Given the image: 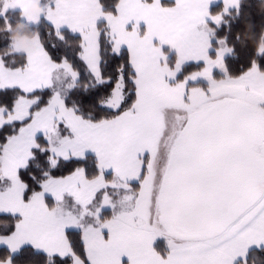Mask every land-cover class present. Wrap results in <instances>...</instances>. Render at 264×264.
<instances>
[{
    "label": "snow or ice",
    "instance_id": "1",
    "mask_svg": "<svg viewBox=\"0 0 264 264\" xmlns=\"http://www.w3.org/2000/svg\"><path fill=\"white\" fill-rule=\"evenodd\" d=\"M31 3L0 0L9 32L8 11ZM214 4L47 0L22 17L79 43L74 60L39 37L15 67L0 59L3 264L26 246L47 264H264V69L252 59L228 74L217 29L240 0ZM75 61L107 115H85L54 87L60 72L76 87ZM37 157L48 162L40 178Z\"/></svg>",
    "mask_w": 264,
    "mask_h": 264
},
{
    "label": "trees",
    "instance_id": "2",
    "mask_svg": "<svg viewBox=\"0 0 264 264\" xmlns=\"http://www.w3.org/2000/svg\"><path fill=\"white\" fill-rule=\"evenodd\" d=\"M164 2L171 3L169 0H164ZM45 3H47V0H40L41 6ZM111 3L112 0H105L106 7L109 9L111 8ZM222 6L221 3L214 4L212 12L219 11ZM7 16L10 20L11 31L7 30L8 25H4L0 21V59H3L9 67H15L21 63L24 56L23 54L12 52L11 45L14 41L12 37L17 34L27 38L39 37L45 45L49 47L55 45L70 60H74V53L78 48L79 41L73 35L65 33V38L61 41L51 29V26L45 21L28 24L19 11L12 9L8 11ZM100 27L103 28V25H100ZM217 38L224 39L226 46L232 48L231 54L224 57L225 67L229 75H239L248 68L252 59H256L259 67L264 69V54L259 57L255 56L257 50L264 46V0H240L238 14L235 9H231L229 14L224 16L223 22L217 29ZM75 67L80 71V78L74 89H64L61 92L65 94L66 103L69 106L81 109L85 115L91 113L94 119L107 115L99 106L104 99L102 92L92 88V81L82 63L75 61ZM198 67L195 64L185 66L184 73L195 71ZM213 76L219 79L223 77V74L214 70ZM197 83L201 87H206L203 82ZM14 94L15 90H9L4 93V101L8 102ZM11 131L10 127L6 128L3 134L7 135ZM29 166L37 178H40L42 172L48 170L47 160L39 157L30 161ZM64 171V169H56L53 170V174L62 175ZM11 222L10 219L8 223ZM4 226L3 223H0V230ZM155 246L157 250H162L164 242L158 241ZM4 259V256H0V262H3ZM14 264H47V261L43 253L30 247H25L14 258Z\"/></svg>",
    "mask_w": 264,
    "mask_h": 264
},
{
    "label": "crops",
    "instance_id": "3",
    "mask_svg": "<svg viewBox=\"0 0 264 264\" xmlns=\"http://www.w3.org/2000/svg\"><path fill=\"white\" fill-rule=\"evenodd\" d=\"M218 3H220V2H218ZM33 5H35V7L37 9L43 7V6L40 5V0H32L31 6L29 7L27 13L22 14L19 10H17V11H19L21 13L22 17H25L27 14H30L32 12L30 10L32 9ZM23 19L28 24H36V23H30L26 18H23ZM25 38L27 39V41H31L32 39H34L36 37H31V38L25 37ZM13 45H15V41H13V43L11 45L12 46V52L17 53V54H23V55H25V52L27 50L26 47L25 48H20V47H14ZM53 83H54V87L57 90L63 92L64 89H68V84L70 83V80L68 78H66L65 75L62 72H60V73H56L54 75V77H53ZM63 206L65 208H71V203L69 201H65ZM26 247H30L31 248V246H26ZM0 264H3V262H0Z\"/></svg>",
    "mask_w": 264,
    "mask_h": 264
},
{
    "label": "clouds",
    "instance_id": "4",
    "mask_svg": "<svg viewBox=\"0 0 264 264\" xmlns=\"http://www.w3.org/2000/svg\"><path fill=\"white\" fill-rule=\"evenodd\" d=\"M38 10L35 5H33L32 9L30 11H36ZM12 39L15 41V43L18 44L20 48H25L27 44V39L25 37H22L20 35H13Z\"/></svg>",
    "mask_w": 264,
    "mask_h": 264
},
{
    "label": "rangeland",
    "instance_id": "5",
    "mask_svg": "<svg viewBox=\"0 0 264 264\" xmlns=\"http://www.w3.org/2000/svg\"><path fill=\"white\" fill-rule=\"evenodd\" d=\"M169 1H171V0H169ZM218 2H220L221 4H222V0H215V4L216 3H218ZM226 56V55H225ZM218 72H220L218 69H216ZM222 73V72H221ZM223 74V73H222ZM198 82H203V83H205L206 84V87H207V81H203V80H201V81H198ZM205 87V88H206ZM104 100V99H103ZM103 100L101 101V103L103 102Z\"/></svg>",
    "mask_w": 264,
    "mask_h": 264
}]
</instances>
